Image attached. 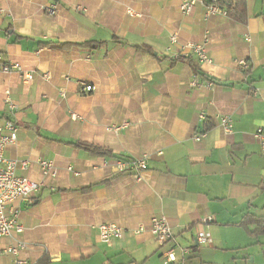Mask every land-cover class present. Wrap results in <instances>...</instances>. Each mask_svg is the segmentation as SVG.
I'll use <instances>...</instances> for the list:
<instances>
[{
	"label": "crops",
	"instance_id": "crops-1",
	"mask_svg": "<svg viewBox=\"0 0 264 264\" xmlns=\"http://www.w3.org/2000/svg\"><path fill=\"white\" fill-rule=\"evenodd\" d=\"M182 1L0 0V61L34 71L25 84L19 73L0 70V123L12 120L21 141L5 155L28 160V169L17 173L46 185L32 204H19L23 229L0 238V264H15L4 249L17 241L27 244L19 256L29 264L43 257V264H93L98 252L110 253L100 264H163L166 246L148 229L132 232L139 224L148 228L152 216L164 217L176 243L190 247L183 256L176 251L171 263L182 264L194 258L196 245L212 248V229L243 230L236 224L244 214L264 216V152L253 136L264 128V0H245L244 22L205 17L202 0L185 16ZM112 34L148 44L165 59L121 47ZM88 39L106 43L95 50L39 45ZM203 41L209 62L191 56L203 75L184 60L170 64L182 44ZM82 79L89 92L78 90ZM219 115L230 117V134ZM77 139L121 159L91 157L65 143ZM142 157L147 168L139 176L120 167ZM41 159L53 163L55 176H42ZM104 179L109 183L77 191ZM207 216L212 220L202 223ZM101 222L119 224L123 236L110 246L100 242ZM198 232L205 239L196 244ZM243 235L244 246L259 247L264 264V234ZM101 244L105 250L96 248Z\"/></svg>",
	"mask_w": 264,
	"mask_h": 264
},
{
	"label": "built area",
	"instance_id": "built-area-1",
	"mask_svg": "<svg viewBox=\"0 0 264 264\" xmlns=\"http://www.w3.org/2000/svg\"><path fill=\"white\" fill-rule=\"evenodd\" d=\"M204 5V16L208 17L213 14L226 16V8L219 5L221 0H202ZM194 0H183L179 6V10L183 15H189L193 6ZM52 13V9H48ZM132 13V12H130ZM177 41L176 35L170 36V43ZM178 57L194 56L198 63L209 62V57L206 50V43L203 42H189L182 44ZM237 64L242 68L248 67L244 60L237 61ZM0 70L4 73L17 72L21 75L22 81L26 84L33 79V70L24 69L19 63H9L0 61ZM91 87L85 83L79 86L80 92H89ZM8 107L13 109L15 105L6 98ZM203 115L200 114V117ZM219 124L224 133L230 134L232 131V121L226 115L217 116ZM117 132L119 126L110 128ZM18 127L9 119L3 120L0 123V238L10 237L15 233L22 232V226L19 223V204L22 202L32 204L35 200V195L39 192L41 183L29 176L19 175L18 170H26L29 167V161L15 157H7L5 155L6 149L9 146L17 147L21 141L18 138ZM205 136V132L196 134L194 139L196 141ZM254 138L259 143L264 152V128L259 127L253 134ZM38 166L42 176H55V169L53 163L48 160H39ZM120 167L128 170H134L136 175L147 168L146 158L142 157L125 164H120ZM136 176V177H138ZM212 220L211 216L201 219L202 223H208ZM98 240L107 246H110L114 239H119L123 236L125 228L115 222H101L97 224ZM150 234L157 240L161 247H165L162 253L163 264H171L177 261L176 251L181 256L190 252V247L179 246L174 240L170 226L164 217L152 216L150 218L149 227L145 228L143 224H139L132 229L133 233H142L144 231ZM205 239L204 232H198L195 237L196 244ZM169 244V245H168ZM27 247L23 241H17L15 245H11L4 249L6 253L14 256L15 264H29L25 259L19 256V253ZM1 252V250H0Z\"/></svg>",
	"mask_w": 264,
	"mask_h": 264
},
{
	"label": "trees",
	"instance_id": "trees-1",
	"mask_svg": "<svg viewBox=\"0 0 264 264\" xmlns=\"http://www.w3.org/2000/svg\"><path fill=\"white\" fill-rule=\"evenodd\" d=\"M219 5L226 8V16L244 22L246 20V5L245 0H221L219 2ZM18 38V36H17ZM111 40L115 43H120L122 45H129L133 47L136 51L139 52H145L149 54L151 57L156 59L157 61H162L165 58H161L154 54V50L149 46L148 44L141 43V44H132L128 42L124 38H119L118 36L112 34ZM106 43L105 40H95V39H88L84 40L82 42L77 43H59L57 41H49V42H43L39 45L42 47L47 48H58V49H71L73 47L76 48H87L89 50H95L101 46H103ZM181 59L184 60L192 69L193 73L195 75H203V73L200 71L199 67L196 65L194 60L191 57H178L176 59H170L169 62L172 64L174 60ZM66 144L70 145L71 147L75 149L82 150L86 152L91 157L101 156V157H110V158H119L121 157L119 155L113 154L111 149L107 147H103L97 144H93L87 141L83 140H73L69 142H65ZM109 183L108 179L101 180L99 182L81 186L77 189V191L81 193H88L90 192L95 186L97 185H103ZM59 191H64V189H61ZM240 226L247 236L250 237H257L259 235L264 234V216H255L251 213H246L242 216L241 220L236 224ZM253 225L254 228L250 229L249 227ZM46 259L43 257L39 261H37L35 264H43L45 263Z\"/></svg>",
	"mask_w": 264,
	"mask_h": 264
},
{
	"label": "rangeland",
	"instance_id": "rangeland-1",
	"mask_svg": "<svg viewBox=\"0 0 264 264\" xmlns=\"http://www.w3.org/2000/svg\"><path fill=\"white\" fill-rule=\"evenodd\" d=\"M73 13L75 12L73 11ZM77 15L79 14L77 13ZM121 47L124 46L121 45ZM87 69L88 72L92 71L95 73V68L87 67ZM41 77L48 78L47 70L42 72ZM85 80L86 79H82L78 82V88L81 83L87 84ZM44 187H46V185L42 186L41 184L39 192H41ZM212 233V238L211 235H208V239L212 243V248L204 249L203 247L200 248L201 245H196V250L194 252L191 251L192 254H194V258H191L189 262L185 257V261L183 260L182 264H262L261 254L256 255L258 251L261 253L259 247L244 246L245 244L241 242L242 238H246L243 235V230L235 228H215L212 229ZM96 248H100L101 251L105 250L102 244L97 245ZM103 254L102 252L96 253L91 259L92 263L100 264L103 262V258L109 256L110 253L107 255ZM253 254L254 258L252 260ZM104 264H109V262L104 261Z\"/></svg>",
	"mask_w": 264,
	"mask_h": 264
}]
</instances>
